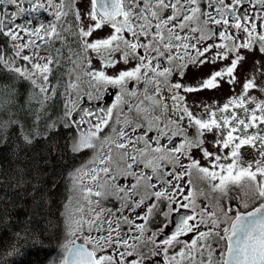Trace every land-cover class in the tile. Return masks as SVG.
I'll list each match as a JSON object with an SVG mask.
<instances>
[{
  "label": "snow or ice",
  "instance_id": "snow-or-ice-1",
  "mask_svg": "<svg viewBox=\"0 0 264 264\" xmlns=\"http://www.w3.org/2000/svg\"><path fill=\"white\" fill-rule=\"evenodd\" d=\"M27 2L26 8L25 0H0V35L10 42L12 52L7 59L0 52L3 70L46 94L51 66L59 64V59L50 53L41 55V51L64 41L71 14L79 41V53H73L77 59L72 63L77 68L84 64L90 67L92 59L86 54L91 51L102 63L100 68L83 73L89 77L90 86L97 90L108 85L119 89L112 105L99 110L97 122L89 121L88 132L81 134L74 145L75 151L93 147V141L110 126L114 116L122 125L119 129L113 127L114 137L101 141L108 150L99 153L98 166L78 170L79 175H74L83 203L75 209L79 218L68 213L69 234L75 236L87 228L97 235L85 237L84 244L79 245L70 240L61 264H264V99L249 95L250 90L264 95V59L253 61L250 70L254 74L243 82L238 98L229 99L215 111L205 105L204 116L194 115L180 94L181 90H215L221 82L240 83L236 73L239 70L243 75L247 59L242 50L264 54V0H81L83 9L77 6V0ZM8 6L16 10L9 11ZM41 10L52 18L35 27L32 20L16 22L25 13ZM106 28L110 29L107 35L89 40ZM7 42L4 47H8ZM17 60L24 65L17 66ZM133 61L134 66L115 75L106 72L109 67ZM223 61L229 63L199 78L195 85L172 82L177 74L183 79L189 67L200 72L206 65L216 66ZM129 81L143 82V92L129 89ZM76 86V81L69 84V88ZM0 87L7 90L6 85ZM88 97L93 99L91 92ZM68 104L65 115L71 118L78 105L71 100ZM122 105H127V113ZM118 108L119 113L114 111ZM231 109H239L240 113ZM170 111L172 115H168ZM83 112L85 116L94 115L90 109ZM84 122L81 117L79 123ZM145 123L147 131L138 134ZM189 128L196 129L192 137ZM153 130L156 135L149 136ZM206 133L213 135L215 145L230 149L226 156L222 158L204 147ZM174 137L182 138L178 145L161 142L165 138L172 142ZM24 141L32 143L27 136ZM141 144L143 147H137ZM245 147L255 150L258 158L245 161L249 155L243 151ZM113 148L120 150L118 159L113 156ZM192 149L201 151L211 168L193 159ZM182 157L190 163L185 165ZM222 159L231 162L221 163ZM166 164L173 167L169 170ZM141 165L150 169V174ZM24 175L21 173L16 187L26 182ZM193 176L208 181L210 191L194 187ZM84 177L90 183L81 186ZM129 177L134 182H121ZM230 186L245 189V210L250 202H261L251 211L237 209L234 216L230 215L233 209L220 207L219 197L211 196L226 195ZM200 196L210 203L215 200L213 210L208 204H197ZM109 198L118 200L120 206L115 210L103 207ZM157 217L162 218L161 223L152 231L149 224ZM148 232L151 234L146 235ZM189 235L192 238L185 239ZM213 244L219 248L218 258Z\"/></svg>",
  "mask_w": 264,
  "mask_h": 264
},
{
  "label": "trees",
  "instance_id": "trees-1",
  "mask_svg": "<svg viewBox=\"0 0 264 264\" xmlns=\"http://www.w3.org/2000/svg\"><path fill=\"white\" fill-rule=\"evenodd\" d=\"M0 85V264H44L62 239L69 173L84 151L74 150L56 97L41 103L29 81L2 67Z\"/></svg>",
  "mask_w": 264,
  "mask_h": 264
},
{
  "label": "flooded vegetation",
  "instance_id": "flooded-vegetation-1",
  "mask_svg": "<svg viewBox=\"0 0 264 264\" xmlns=\"http://www.w3.org/2000/svg\"><path fill=\"white\" fill-rule=\"evenodd\" d=\"M58 2V0H57ZM77 6L81 7L83 9V5L81 4V0H77ZM9 11H15L14 6H8ZM24 7H29V4L27 0H25ZM52 17L49 15V13H44L42 10L40 12H33V13H25L23 16H20L17 18V23H24L27 20L33 21V27L38 26V23L40 21L47 22ZM67 27L69 30L67 32H64V41H56L54 44L48 47L47 51H44L42 49L41 55H47L51 54L54 58L59 59V64L52 65V72L49 74V84L48 88L49 91L46 93L48 95V101L53 100L54 97L59 100L60 102V113L62 116L66 119V123L72 127L73 131L75 132V139L74 143L75 145L79 142L81 138V134H86L89 130L90 124H95L96 116L99 114V110L110 107L112 103L115 101V94L119 91V89L113 88L111 85L105 86L100 88L99 90L94 89L89 84V77L83 75L84 72L90 71L93 68H100L102 61L97 57L94 53L89 51L86 55L92 59L91 66H87L84 64L82 67L77 68L75 64L72 63V60L77 59L76 55H73V53H79V41L76 35L74 33L76 32V23L74 20L73 15H69L67 17ZM110 29L106 28L104 32H98L94 33L92 37L89 38L90 41L96 39V37L99 36H105L109 33ZM6 39L0 35V52H3L5 55V58L7 59L12 55L10 42L8 43V47H4L6 43ZM211 42V41H210ZM258 49V45L254 46ZM59 50V53L57 52ZM27 51H25V54H27ZM243 54L247 56L246 61L243 64V75L240 74V71H237V77L240 80V83L237 84H228L226 82H221L220 86L216 88L215 90H203L199 92H193V93H184L181 90V95L185 96L184 104H186L190 111L193 112L194 115L197 117L204 116V106L207 105L210 107L211 111H215L218 107H223L225 103L229 101V99H232L234 97H239L243 92V82L252 76L254 73L250 70V66L252 65L253 61H259L261 59H264V54L259 53L258 51L250 52L248 50H242ZM71 56V59L69 57ZM119 59V56L116 57ZM17 66L24 65L25 62L22 60L16 61ZM229 61H223L218 62L216 66L213 65H206L200 72H196L194 68L189 67L187 71V75L181 79L179 75H174L172 77V82H181L182 84L188 85L192 84L195 85L198 83L199 78L206 77L211 71L215 70L216 68H222L225 67ZM135 62H131L129 65L119 64L116 67H109L106 69V72L108 75H115L117 74L121 69H125L128 67L134 66ZM77 76H79V80H76ZM72 81H76L77 86L74 88H69V84ZM129 89H137L138 92L142 93L144 90L145 85L143 82L137 84L134 81H129L128 84ZM91 92L93 95V99H89L88 93ZM96 95H99L101 98L99 100L95 99L94 97ZM167 96L168 93H165ZM250 96L257 97L259 99H264V95H262L260 92L256 90H250L249 92ZM71 100L73 103L77 104L78 107L76 110L72 113V117L69 118L65 115L66 111L68 110V107L70 106L68 104V101ZM47 101V102H48ZM168 105L171 107L172 101L168 99L166 101ZM254 107V105H253ZM122 110L127 113V105L121 106ZM121 108H118L114 110L115 112L119 113L121 111ZM83 109H90L94 115L93 116H85ZM235 110L238 113H240L239 109H231ZM227 114V113H225ZM133 116H135V111L132 113ZM168 115H172L171 111L168 113ZM81 117H84L85 122L79 123L81 120ZM175 118V117H173ZM206 118V117H205ZM75 122V123H74ZM184 125L187 126V120H185ZM121 124L116 123V117L114 116L113 119L110 121V126H106L104 130L100 133L99 139L94 140L93 144L94 146L91 148H82L80 150L84 151L83 158L81 161L75 166V168L72 170V172L69 173V188H68V195H66V202L64 206V212L62 213L63 222H64V230H63V236L60 240V244L57 246L55 253L52 255V257L49 259L47 264H61V261L64 258L65 254V245L70 240H75L76 244H84L85 237L92 235L96 236L97 233L95 231H92L89 233L87 228H85L83 231L76 233L75 236H71L69 234V228H68V213L73 212L76 216V218H79L80 213H75V209L80 206L83 201L81 200V194L79 191V188L74 185V175H79L78 170L82 171H88L89 169L93 167L98 166V155L101 151H107V146L101 145V141L105 137L115 136V133H113V127L119 129L121 127ZM162 126V125H161ZM148 124L145 123V127L143 129L138 130V134L140 132L147 131ZM189 136L192 137L195 135L196 129L195 128H189ZM149 136H155L156 132L153 130L148 133ZM180 137H174L173 141L170 142L169 140L162 139V144L168 146H175L178 145L181 142ZM205 144L204 147L207 148L209 151L213 152L214 154L220 155L222 158L227 155V153L230 151V149H222L221 147H218L213 143L214 137L211 133H206L204 136ZM155 146V144H153ZM137 147H143V145H137ZM119 151L118 149L113 148V156L114 158L119 157ZM243 151H247L249 155L245 157V161L251 160L253 157L258 158L257 153L255 150H252L250 148L245 147ZM192 158L200 161L202 166L211 168V162L209 160H206L203 158L202 152L197 149H192ZM183 163L187 165L190 163V160L187 157H182ZM231 161L227 162L230 163ZM142 170L150 174V169H143V165L140 166ZM165 167L167 169H171L173 165L166 164ZM188 177H185V180H187ZM194 180V187L198 189H202L205 192L210 191V184L208 181H200L193 176ZM123 184L127 185L129 183L134 182L131 177H129L126 180L121 181ZM218 182V181H217ZM90 183V180L87 177H84L82 180L83 185H87ZM185 187L187 188V185L185 184ZM244 193L245 189L241 188L240 186H230L227 194L224 196H220L219 193H211L212 197H219V204L220 207H223L224 209L232 208L233 211L229 213L230 215H235V210L240 211H246L248 209L253 208V206H258V204L261 201H252L249 203L248 209L243 208V202H244ZM197 204L200 206H204L205 204L209 205V210H213V205L215 204V200H212L210 203L209 200L205 199L203 196H200L197 198ZM120 206V202L116 200L115 198H109L106 200L103 204V207L105 208H111L115 210ZM139 211V210H138ZM127 214V213H126ZM86 215V213H85ZM133 218H135L133 216ZM162 218L157 217L153 220L151 224H149V228L152 231L156 230V227L160 225ZM142 221H137V223H141ZM226 225H222L223 228ZM124 230L127 231V226H124ZM203 230V229H202ZM168 231H171L169 229ZM151 232L146 233V235H150ZM163 237H158V239H162ZM192 238L191 235L188 237H185V239L190 240ZM86 247L91 248V245H86ZM213 247L217 249V251L214 253V255L218 258L219 257V248L216 247V244H213ZM178 251V249H176Z\"/></svg>",
  "mask_w": 264,
  "mask_h": 264
},
{
  "label": "rangeland",
  "instance_id": "rangeland-1",
  "mask_svg": "<svg viewBox=\"0 0 264 264\" xmlns=\"http://www.w3.org/2000/svg\"><path fill=\"white\" fill-rule=\"evenodd\" d=\"M29 87H32L31 91H32L34 94H36V95H37V94H38V95L40 94L39 91H38V89H34L33 86L31 85V83H30V86H29ZM39 98H40L41 101H43V103H46V102L48 101V98H49V97H48L47 94H40V95H39ZM229 161H230V160H224V159H222V160H221V163H225V164H226V163L229 162ZM217 170H219V169H217ZM216 247H217V245H216ZM54 264H57V263H54Z\"/></svg>",
  "mask_w": 264,
  "mask_h": 264
},
{
  "label": "water",
  "instance_id": "water-1",
  "mask_svg": "<svg viewBox=\"0 0 264 264\" xmlns=\"http://www.w3.org/2000/svg\"><path fill=\"white\" fill-rule=\"evenodd\" d=\"M252 209L248 210V211H251Z\"/></svg>",
  "mask_w": 264,
  "mask_h": 264
},
{
  "label": "bare ground",
  "instance_id": "bare-ground-1",
  "mask_svg": "<svg viewBox=\"0 0 264 264\" xmlns=\"http://www.w3.org/2000/svg\"><path fill=\"white\" fill-rule=\"evenodd\" d=\"M61 239V238H60Z\"/></svg>",
  "mask_w": 264,
  "mask_h": 264
}]
</instances>
